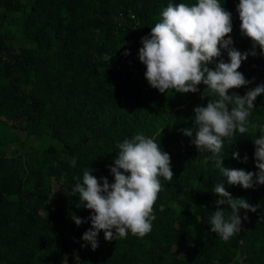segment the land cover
Wrapping results in <instances>:
<instances>
[{"label": "trees", "instance_id": "1", "mask_svg": "<svg viewBox=\"0 0 264 264\" xmlns=\"http://www.w3.org/2000/svg\"><path fill=\"white\" fill-rule=\"evenodd\" d=\"M196 2L0 0V264H264V185H228L192 145L194 136L182 131L193 128L194 108L208 98L159 93L139 61L141 38L161 11L169 3ZM219 2L232 14V47L249 51L251 41L240 33L239 0ZM221 58L228 62L226 51ZM238 71L252 83L229 95L264 84V55L257 48ZM254 104L249 120L264 124V94ZM137 133L161 144L174 173L171 182L161 178L152 229L142 238L129 233L111 242L101 232L95 251L82 248L92 213L77 209L74 178L82 180L91 168L112 183L116 145ZM257 135L250 126L243 137L226 138L223 167L258 171L251 141ZM221 180L233 198L260 206L256 213L240 211L242 228L227 242L210 232L219 198L212 189ZM71 214L85 222L77 226Z\"/></svg>", "mask_w": 264, "mask_h": 264}, {"label": "clouds", "instance_id": "2", "mask_svg": "<svg viewBox=\"0 0 264 264\" xmlns=\"http://www.w3.org/2000/svg\"><path fill=\"white\" fill-rule=\"evenodd\" d=\"M236 11L240 33L251 41L247 52L232 47L231 12L219 0H197L191 5L169 3L150 34L141 38L138 57L146 68L144 78L148 85L159 93L173 90L180 94L200 93L202 100L208 98L206 106L194 108L193 128L182 130L183 134L194 136L192 145L206 162L215 163L228 185L248 190L264 185V124H251L249 120L256 108L254 102L264 94V84L249 87L243 96L229 92L252 83L238 71L242 62L257 56V48L264 55V0H239ZM222 50L227 52L228 62L221 58ZM124 55L130 53L126 51ZM210 64L215 67L210 69ZM200 85L204 86L202 93ZM250 126L259 132L251 139L258 171L223 167L220 154L224 140L236 133L243 137ZM116 147L119 151L109 166L112 183L106 177L98 179L91 168L84 170L82 180L74 178L77 182L72 191L79 196L77 209L83 207L92 213L88 218L91 229L81 238L82 248L91 245L95 251L101 232L108 242L126 238L129 233L141 238L148 234L155 220L154 206L164 188L161 178L168 182L174 178L170 155L154 138L137 133ZM232 158L239 160V153L232 152ZM247 161L245 155L241 162ZM72 164L75 167V160ZM212 191L219 198L213 205L210 232L227 242L242 228L240 211L256 213L260 206L251 205L245 198H233L223 180ZM160 210L163 211L162 206ZM71 219L77 226L85 222L75 214H71ZM247 220L245 214L243 221Z\"/></svg>", "mask_w": 264, "mask_h": 264}, {"label": "rangeland", "instance_id": "3", "mask_svg": "<svg viewBox=\"0 0 264 264\" xmlns=\"http://www.w3.org/2000/svg\"><path fill=\"white\" fill-rule=\"evenodd\" d=\"M30 143H32V141L30 140ZM67 264H69V263H67Z\"/></svg>", "mask_w": 264, "mask_h": 264}]
</instances>
